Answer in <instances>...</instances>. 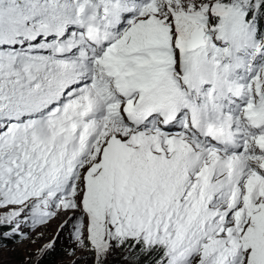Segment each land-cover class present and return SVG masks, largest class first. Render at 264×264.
<instances>
[{
	"label": "snow or ice",
	"instance_id": "1",
	"mask_svg": "<svg viewBox=\"0 0 264 264\" xmlns=\"http://www.w3.org/2000/svg\"><path fill=\"white\" fill-rule=\"evenodd\" d=\"M61 216L93 264H264V0H0V240Z\"/></svg>",
	"mask_w": 264,
	"mask_h": 264
},
{
	"label": "rangeland",
	"instance_id": "2",
	"mask_svg": "<svg viewBox=\"0 0 264 264\" xmlns=\"http://www.w3.org/2000/svg\"><path fill=\"white\" fill-rule=\"evenodd\" d=\"M64 219H67V216H61L47 228L39 229V232L44 233V238L35 244L32 241L38 232L32 233L25 241L0 240V264H36V253L40 251L42 245L53 239L56 240L55 248L43 258L42 264H93V257L88 252L77 251L74 256L68 255L74 245L69 242L67 231L60 230V223ZM109 260L110 264H127L125 254L119 251L109 257Z\"/></svg>",
	"mask_w": 264,
	"mask_h": 264
},
{
	"label": "trees",
	"instance_id": "3",
	"mask_svg": "<svg viewBox=\"0 0 264 264\" xmlns=\"http://www.w3.org/2000/svg\"><path fill=\"white\" fill-rule=\"evenodd\" d=\"M127 264H129V261L127 260Z\"/></svg>",
	"mask_w": 264,
	"mask_h": 264
}]
</instances>
